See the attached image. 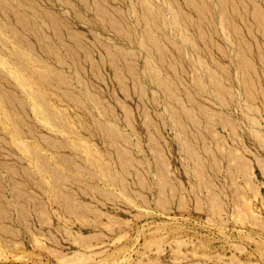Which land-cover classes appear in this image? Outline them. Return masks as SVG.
Here are the masks:
<instances>
[{
    "label": "rangeland",
    "instance_id": "rangeland-1",
    "mask_svg": "<svg viewBox=\"0 0 264 264\" xmlns=\"http://www.w3.org/2000/svg\"><path fill=\"white\" fill-rule=\"evenodd\" d=\"M0 264H264V0H0Z\"/></svg>",
    "mask_w": 264,
    "mask_h": 264
}]
</instances>
